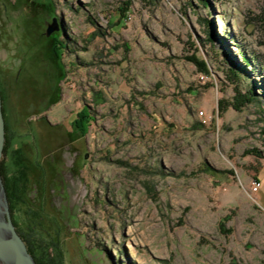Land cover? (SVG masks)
<instances>
[{
  "label": "rangeland",
  "instance_id": "obj_1",
  "mask_svg": "<svg viewBox=\"0 0 264 264\" xmlns=\"http://www.w3.org/2000/svg\"><path fill=\"white\" fill-rule=\"evenodd\" d=\"M204 1L0 0L14 219L52 264H264V0Z\"/></svg>",
  "mask_w": 264,
  "mask_h": 264
},
{
  "label": "trees",
  "instance_id": "obj_2",
  "mask_svg": "<svg viewBox=\"0 0 264 264\" xmlns=\"http://www.w3.org/2000/svg\"><path fill=\"white\" fill-rule=\"evenodd\" d=\"M201 3L206 6L207 3L204 0H200ZM56 40V44L58 42V37L56 36L55 38ZM235 46L237 47V53L241 59V61L244 63V65L249 66L251 64V60L249 59V57L245 54V52L240 48V46L236 43ZM57 49V46H56ZM189 59H191L193 62H195L197 64V66L200 68V70L202 72H207V66L204 60L202 59H198L195 55L192 56H188ZM244 68V67H241ZM229 71L231 73L232 76L234 77H238L239 73H242V69L240 71L232 68L231 66L229 67ZM254 95L252 93V91L248 90L247 92L241 94L239 91L235 92V96H234V100L229 103V102H224L222 100H220L219 104H220V110H224L226 109L229 105L231 107H233L235 110H240L241 107L246 103V102H252L254 101ZM84 110L83 112L79 113L77 115V117L75 118V124L76 126L82 130L83 132L86 131V127L89 124V119H88V112ZM6 154V145L4 144L3 147V153H2V157L0 160V175L2 177V182L4 184L5 187V191H6V195H7V199H8V203H9V210H10V214H11V218L12 221L15 225V228L17 230V232L19 233V235L21 236V238L24 240L26 247L28 249V251L31 253V255L33 256L36 264H52V260L49 257V254L47 253V244H42L40 241V244L36 245V243H34V241L32 240V238L29 237V235L27 234V236H25V234L22 233L21 228L16 224V221L14 219V217L16 216V214H21L22 215V211L23 208H19L18 210V205L21 204L22 201V197L20 196V194L17 191V187L19 185V183L21 184H25L26 179L24 178V169H23V165L25 164L23 160H21L20 158H18L19 160V170L18 172H20V168H22L20 174H17L15 176L14 179V173L8 174L7 172V168L4 165V161H3V157ZM17 163V160L14 162ZM17 171V170H16ZM11 176V177H10ZM9 180V181H8ZM46 245V246H45ZM54 259V258H52Z\"/></svg>",
  "mask_w": 264,
  "mask_h": 264
},
{
  "label": "water",
  "instance_id": "obj_3",
  "mask_svg": "<svg viewBox=\"0 0 264 264\" xmlns=\"http://www.w3.org/2000/svg\"><path fill=\"white\" fill-rule=\"evenodd\" d=\"M58 28L56 22L49 23L45 34L50 35ZM5 140V125L0 94V160ZM0 264H36L24 240L12 221L5 188L0 175Z\"/></svg>",
  "mask_w": 264,
  "mask_h": 264
},
{
  "label": "built area",
  "instance_id": "obj_4",
  "mask_svg": "<svg viewBox=\"0 0 264 264\" xmlns=\"http://www.w3.org/2000/svg\"><path fill=\"white\" fill-rule=\"evenodd\" d=\"M199 113H200V115H203V116H200V117H204V113H203V111H200ZM202 121L205 122L206 120L203 118ZM251 186H252L251 189H252L253 191H255V190H257V188L260 186V182H259L257 179H254V180L251 182Z\"/></svg>",
  "mask_w": 264,
  "mask_h": 264
},
{
  "label": "flooded vegetation",
  "instance_id": "obj_5",
  "mask_svg": "<svg viewBox=\"0 0 264 264\" xmlns=\"http://www.w3.org/2000/svg\"><path fill=\"white\" fill-rule=\"evenodd\" d=\"M58 28H59V26H58ZM58 35V34H57ZM47 36H49V35H47ZM51 36V35H50ZM56 36V35H55ZM54 35L52 36V40H55V37Z\"/></svg>",
  "mask_w": 264,
  "mask_h": 264
}]
</instances>
